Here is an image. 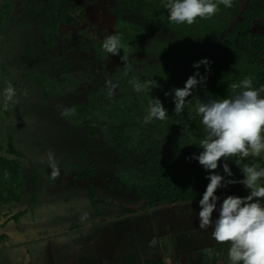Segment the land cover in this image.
I'll use <instances>...</instances> for the list:
<instances>
[{"label":"trees","instance_id":"1","mask_svg":"<svg viewBox=\"0 0 264 264\" xmlns=\"http://www.w3.org/2000/svg\"><path fill=\"white\" fill-rule=\"evenodd\" d=\"M166 3L0 0V257L16 250L20 255L25 249L20 260L31 256L30 264H37V246L87 232L86 227L61 226L65 232L59 234L57 226L51 233L47 225L34 222L33 237L23 242L12 239L28 212L37 219L42 178L48 181L44 190L54 194L64 184L74 197L94 203L97 194L108 191L106 186H112L110 190L117 186L121 172H141V182H136L143 209H123L125 217L144 216L172 204L199 203L210 173L191 158L203 151L199 141L207 134L194 109L202 100L231 96L230 85L245 78H251L256 89L264 86V32L255 31L256 24L264 22V0H232L231 8L220 4L215 16L197 18L192 25L170 22ZM88 10L104 11L119 27L117 33L127 45V71L123 50L112 55L102 41L62 33L64 26L81 27L73 12L80 11L84 18ZM202 59L211 62L210 71L204 65L193 67ZM196 71L207 77L206 85H200L187 98L191 105L177 114L172 90L184 87ZM109 79L117 85L111 93ZM147 80L159 87L137 93L135 84ZM9 83L18 103L5 109L3 91ZM153 98L168 110L167 119L145 124ZM72 108L73 115L62 116V111ZM37 156L41 159L36 161ZM225 162L232 177L223 171ZM53 164L60 171L55 179ZM245 164L264 167V158H222L216 172L239 181ZM259 182L264 185V178ZM248 194L240 183L216 192L218 202L228 195ZM51 204L48 199L43 208L50 210ZM32 230L27 228L24 238ZM72 250L76 253L79 248ZM69 258L63 255L57 261L54 256L52 261L64 264Z\"/></svg>","mask_w":264,"mask_h":264},{"label":"clouds","instance_id":"2","mask_svg":"<svg viewBox=\"0 0 264 264\" xmlns=\"http://www.w3.org/2000/svg\"><path fill=\"white\" fill-rule=\"evenodd\" d=\"M232 7V0H167L164 7L169 12V21L177 25H192L197 18H211L219 11V5ZM103 49L112 55H119L124 62L125 70L128 64L127 45L121 41L118 33L105 37ZM204 65L210 71L211 62L202 59L195 62L193 67L199 69ZM207 77L196 71L190 76L185 86L174 88V112L179 114L184 111L186 104L191 105L194 91L200 85H206ZM109 92L115 90L117 85L112 80L107 81ZM159 87L158 82L147 80L135 84L137 93L149 88ZM233 94L222 99H208L196 104L194 111L202 117V123L207 130L205 138L199 141L203 149L198 156L192 159L199 161L210 175L206 177L210 182L199 200V228L206 230L212 227L211 237L220 244L230 243L228 257L231 264H264V185L259 181L264 178V167L247 165L242 168V180L226 179L216 170L223 158L238 156L241 159L249 156L259 157L264 153V86L256 89L251 78H245L239 84L230 85ZM170 95V93H165ZM18 103L14 86L9 83L3 91V106L7 109L10 105ZM75 113V108L65 109L62 116ZM168 110L159 98L149 101L144 123L148 124L153 119L164 121L167 119ZM226 161V159H225ZM52 178L60 175L59 167L53 164ZM223 171L227 177H232L233 172L227 162L223 164ZM240 183L249 191L247 196L228 195L219 207V218L213 220V213L217 210L220 197L216 195L219 188L230 184Z\"/></svg>","mask_w":264,"mask_h":264},{"label":"rangeland","instance_id":"3","mask_svg":"<svg viewBox=\"0 0 264 264\" xmlns=\"http://www.w3.org/2000/svg\"><path fill=\"white\" fill-rule=\"evenodd\" d=\"M72 15L80 19L81 27L64 26L62 28V33L64 34L75 35L79 33L86 35L88 38H94L96 41L103 42L105 37L119 31V27L116 26L113 18L104 11L89 13L88 10L84 18H81L80 11L73 12ZM255 31L264 32V22L257 23ZM27 145L33 150L31 143H27ZM260 156L264 158V153H261ZM39 159L41 158L37 156L36 161ZM125 171V174L121 172V175H119L122 177L118 181L119 183L116 182L117 186H114L112 190H110L112 186H106V188H109L108 191L97 194L94 203H91L84 197L82 199H79L78 196L74 197L68 189L65 190L64 184H62L61 190L55 189L54 194L47 189L44 190L43 185L48 181L42 178V183H40L39 190H37L38 204L35 207V215H37L38 221L37 219H33L30 212H28L19 225L21 226V231L17 235L19 240L23 242V235L27 233V227L31 228V230L34 229L33 224L36 222L37 224L47 225V228H50L48 232L51 233H55L57 226L59 230H64L60 228L61 226L65 228H83L87 226L93 244H91V247L87 245L89 243L87 233L76 235L77 237L74 242H71V237L57 238L41 247L37 246L35 261L38 260L40 261L39 264H41L42 258L49 257L48 261L51 264L52 257L54 258V256H56V260L58 261L63 255L74 254L75 252L70 248L71 246L74 248L84 246V249L77 255L78 260L82 259L87 263V250H90V255L94 256L96 262L100 264V256H104L106 252L114 251L115 253L119 250V246L123 243L117 240V238L113 241V227L108 229V227L97 225L101 224V222L123 217V209L126 208L137 212L142 211L144 203L141 199L142 191L139 182H141L142 175L144 174L134 171L127 172L129 170ZM48 199L52 201V209L50 210L43 208V205L47 204ZM221 204L222 202H217V210L213 213V220L219 218V207ZM175 210L177 213L173 214L169 211L168 207H162L160 224H158V218L152 217V220L157 222L156 229L158 230V234L163 237L162 242L167 249L166 255L168 257L174 255L172 259L169 258L170 264H190L191 261H197L198 264H231L228 257V249L231 247V244L217 243L211 237V232L214 230L212 227L206 230L199 228V212L201 210L199 204L180 206L175 208ZM152 220L148 219V221ZM37 227L39 226L37 225ZM107 230L112 235L111 239L100 241V238L108 233L106 232ZM98 235L99 238L96 239ZM33 236L32 230V235L28 239ZM8 245L13 246L10 243ZM48 245H52L51 253L48 252L51 248ZM45 246L46 251L44 250ZM62 253L63 255H61ZM82 260L80 264H84ZM73 262L75 261L73 260ZM102 262L104 264H117V260L112 259V257L109 261Z\"/></svg>","mask_w":264,"mask_h":264},{"label":"crops","instance_id":"4","mask_svg":"<svg viewBox=\"0 0 264 264\" xmlns=\"http://www.w3.org/2000/svg\"><path fill=\"white\" fill-rule=\"evenodd\" d=\"M192 204H172L168 208H169V211L175 214L177 213L175 208H178L180 206H185V205H192ZM160 213H161V209L144 214V216H142L143 214L136 216V217L123 216L121 218H117V219L115 218V220L101 222V224L97 225L100 227H108V229L110 227H113V230H114L113 231L114 232L113 241H115V238H117V240L123 243L122 245L119 246V250H117L115 253L114 251H111V252H106L104 256H100V264H104V262L102 261H106V262L109 261L111 257L112 259L117 260L116 262L117 264H155L158 260L163 261L164 264H170L169 258L172 259L174 255H170V257L166 255L167 249L162 242L163 237L158 234V230L156 229L157 222L152 220V217L158 218L159 219L158 224H160V219H162L160 216ZM148 219H151L152 221H148ZM85 227L87 228V232H86L87 239L89 238L88 239L89 243L87 245L91 247V244H93V241L92 239H90V236H89L90 235L89 228L87 226ZM64 232L65 230H59V234L64 233ZM106 232L108 233H106L105 236H102L100 238V241L111 239L112 235L110 234V232L108 230ZM79 234H83V233H79ZM24 235H23L24 241L29 240L28 239L29 236L28 237L25 236L26 238H24ZM77 236L74 235V238L72 239L71 242H74ZM98 238H99V235L96 236V239ZM12 239L21 241L18 239V236L15 238L12 237ZM57 243H60V242H57ZM50 246L51 248L48 250L49 253H51V249H52V245H48V247ZM70 248L74 249V247L72 246ZM78 248L80 249L78 252L74 253L73 255H68L70 256V258L66 259L64 261V264H80V261L82 259L78 260L77 255L78 253H80V251L84 249V246H81ZM23 250L25 249H22V251L20 252V255L14 253L17 250L11 251L10 253L2 254V257H0V264H30V262L32 261L31 256H30L31 257L30 261H27L28 256L24 258V261L20 260L21 257H23L22 256L24 252ZM44 250L46 251V246L44 247ZM89 252L90 250H87V263L82 260L83 263L84 264H98L96 262L95 257L90 255ZM48 258L49 257L42 258L41 264L43 263L50 264V262L48 261ZM97 259L99 258L97 257ZM73 260L75 262H73ZM37 261H35V257H34V262L39 264L40 261L38 262ZM51 264H57V262L54 263L52 261ZM190 264H198V262L191 261Z\"/></svg>","mask_w":264,"mask_h":264},{"label":"water","instance_id":"5","mask_svg":"<svg viewBox=\"0 0 264 264\" xmlns=\"http://www.w3.org/2000/svg\"><path fill=\"white\" fill-rule=\"evenodd\" d=\"M30 260H31V257H30V256H28V257H27V261H30Z\"/></svg>","mask_w":264,"mask_h":264}]
</instances>
